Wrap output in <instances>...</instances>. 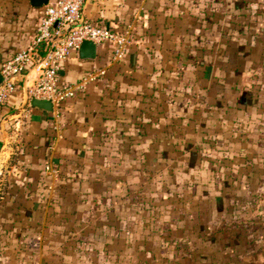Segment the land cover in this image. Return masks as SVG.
<instances>
[{
  "label": "crops",
  "instance_id": "1",
  "mask_svg": "<svg viewBox=\"0 0 264 264\" xmlns=\"http://www.w3.org/2000/svg\"><path fill=\"white\" fill-rule=\"evenodd\" d=\"M246 1L264 7V0H86V20L131 28L134 42L118 63L109 43L97 44L93 60L71 56L62 85L106 73L65 102L59 128L29 100L36 68L18 76L0 104V264H68L87 236L90 252H115L114 238L131 233V158H139L140 187L147 156L189 159L202 151L222 162L193 166L201 176L191 183L203 184H187L202 192L182 201L192 207L186 230L178 229L177 210L156 214L170 226L153 233L162 238L153 264H264V62L237 69L235 55L222 50L226 33L215 41L211 31L227 28ZM41 12L31 0H0V70L33 43ZM211 173L220 184H211Z\"/></svg>",
  "mask_w": 264,
  "mask_h": 264
},
{
  "label": "rangeland",
  "instance_id": "2",
  "mask_svg": "<svg viewBox=\"0 0 264 264\" xmlns=\"http://www.w3.org/2000/svg\"><path fill=\"white\" fill-rule=\"evenodd\" d=\"M250 3L251 1L244 2L241 14L237 17L227 18V28L211 30L212 35L215 37V41L218 38L219 32L226 33L227 42L222 47V50L228 54L229 58L230 56L234 58L233 55H235V62L232 61V63L233 65L235 64L237 69L250 66L257 60V58L260 60L263 59L264 62V7L260 6L262 5L261 2H258L260 5L258 4L256 7L250 5ZM263 62L259 63L261 64ZM204 153L205 152L202 151L200 154L197 153V155L192 156L189 159L185 156L162 158L147 156L145 158V184H140V187L138 183L140 179L142 182L143 178L141 177L139 179L137 175L138 173L136 174L133 171L139 158H131L132 188L130 191V197L132 202L128 210L131 212L129 226L131 230V233L129 234L130 236L114 238L115 248L117 247L118 250L108 254L105 252H90L87 247L89 245L90 237L87 236L84 240L78 239V241L87 242L85 243L86 245L83 244L84 242L80 244L82 247L86 246L84 247L85 251L67 254L69 256V261H67V263L76 264L75 261L77 260V264H91L92 258H96L98 264H108L106 259H109V262L110 260L113 261L114 264H153V258L156 251L154 249V241L162 239L154 238L153 233L156 230L167 229L170 226V221H164L163 224L158 222L156 220V214L161 212L162 215H168L173 209L175 211L177 210L176 213L179 212L178 217L181 220L178 223V229L179 231L186 230L189 222H187L184 217L187 213L189 214L192 211V207L186 205V202L182 203V201H187L186 198L191 196L190 193L194 194L196 190L199 193L202 192L201 188L198 189L196 187L190 192L187 189V184H203V182L191 183L193 178H199L201 176V173L195 171L193 166L196 167V165L208 164V162L214 165H219V163L222 162L223 158L217 155V153L212 156H210L209 152L208 154ZM141 160H143V158H141ZM161 167L163 168L162 176L159 174L156 178L155 171ZM171 169L174 171L173 175L170 173ZM231 173V176L233 177L235 172L231 171ZM211 174L215 177V181H213L214 183L211 182V184H216L218 182V174ZM173 178L175 185L168 184L166 188H162V184H158V187H155V180L161 182L163 179L165 182L170 183ZM221 180L222 179H220L219 182H221ZM219 182L217 184H220ZM215 194L217 195L216 191L214 192V195ZM170 198H179L180 204L172 206L171 204L163 203ZM93 212L94 209L91 208L89 213ZM118 223L119 222L116 221L115 225L117 226ZM202 223L203 222L195 221L193 224L194 229H201ZM173 224H175V222H173ZM191 224L192 223L190 222L189 229L192 227ZM127 227L128 224H126V228ZM139 231H142V233L139 234ZM168 239L170 240V238ZM183 239L185 240H180L179 244H186V242L183 241H186L187 238L185 237ZM191 240L198 241V238L194 236L191 237ZM102 241L104 242V240ZM55 264H58V262H55Z\"/></svg>",
  "mask_w": 264,
  "mask_h": 264
},
{
  "label": "built area",
  "instance_id": "3",
  "mask_svg": "<svg viewBox=\"0 0 264 264\" xmlns=\"http://www.w3.org/2000/svg\"><path fill=\"white\" fill-rule=\"evenodd\" d=\"M85 2L49 0L48 4L41 7L33 43L2 63L0 104L6 103L15 90L16 78L24 75L29 68H36L38 77L29 89V100L39 98L51 101L53 108L50 112L59 128L65 102L77 97L89 84L98 81L106 73L105 68H100L87 72L76 82L60 83L65 63L79 51L83 42L109 43L113 48L112 61L118 63L124 60L134 42L132 29L115 30L86 20L83 16ZM46 170L56 173L50 163L46 165Z\"/></svg>",
  "mask_w": 264,
  "mask_h": 264
},
{
  "label": "water",
  "instance_id": "4",
  "mask_svg": "<svg viewBox=\"0 0 264 264\" xmlns=\"http://www.w3.org/2000/svg\"><path fill=\"white\" fill-rule=\"evenodd\" d=\"M33 6L35 7H43L44 5L48 4L49 0H31ZM97 44L92 41H85L79 48V58L86 60L90 59L93 60L97 56ZM2 81V74L0 72V83ZM32 105L42 108L47 111H52V103L49 100L34 98L32 100Z\"/></svg>",
  "mask_w": 264,
  "mask_h": 264
}]
</instances>
